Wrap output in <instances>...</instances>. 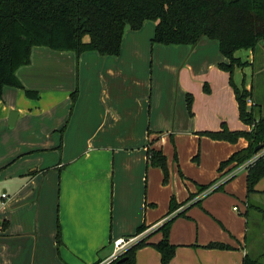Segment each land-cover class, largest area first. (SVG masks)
<instances>
[{
    "label": "crops",
    "instance_id": "1",
    "mask_svg": "<svg viewBox=\"0 0 264 264\" xmlns=\"http://www.w3.org/2000/svg\"><path fill=\"white\" fill-rule=\"evenodd\" d=\"M154 27L146 20L138 30L126 29L116 56L34 46L30 63L20 66L16 76L38 97H27L17 87L3 88L0 122L6 124L15 113L9 127L17 129V142L0 157V191L6 193L0 200V222L6 221L0 228V264H101L111 257L113 241L138 235L140 225L150 231L134 264H161L153 244L163 237L159 223L169 218L168 240L175 252L166 264H242L252 221V211L248 219L244 212L252 200L264 203V177L248 200L246 168L231 163L218 169L247 141L200 135L219 127L195 131L184 111L187 93L194 115L207 108L199 105L208 100L200 91L203 80L224 93L221 109L238 110L228 72L216 64L227 59L217 42L206 38L193 48L152 44ZM260 46L264 52V42ZM188 48L197 62H207L210 75L194 74L193 61L187 59L176 80V67ZM235 56L250 60L251 50H238ZM254 57L252 52V64ZM255 63L252 93L254 77L260 75L255 72L264 74V57ZM248 70L234 69L239 88H250ZM263 96L252 95L251 101L264 104ZM220 117V125L230 130L250 129L242 121V126L232 125L225 114ZM202 138L211 140L206 141L212 145L208 161L201 154ZM147 148L166 156V182L161 168L147 164ZM240 169L245 171L237 175ZM172 199L187 205L167 214ZM210 243L226 247H208Z\"/></svg>",
    "mask_w": 264,
    "mask_h": 264
},
{
    "label": "trees",
    "instance_id": "2",
    "mask_svg": "<svg viewBox=\"0 0 264 264\" xmlns=\"http://www.w3.org/2000/svg\"><path fill=\"white\" fill-rule=\"evenodd\" d=\"M146 20L155 23L152 44L193 48L203 38L217 42L220 54L227 59V63L219 62L218 68L228 72L239 119L250 129L230 130L222 123L218 130L201 131L199 134L231 143L238 138L247 141L244 148L220 162L219 170L231 163L236 167L254 157L258 153L255 147L264 144V104L253 101L248 104L247 99L253 95L252 83L249 89L243 85L239 88L233 80V73L236 67L245 65L235 52L251 49L255 56L258 46L264 42V0H0V100L5 86L23 89L27 97H38L37 91L25 89L16 76L20 66L30 63L34 46L75 51L77 54L92 50L103 56H116L120 52L125 30H138ZM203 88L205 91L209 89L206 83ZM76 94L77 90L71 94L72 104ZM186 107L191 115L190 93L186 94ZM146 155L147 164L161 168L163 181L166 182V156L160 149L153 148H147ZM262 177L264 155L257 157L246 168L248 200L256 192L255 185ZM208 186H200V190ZM174 208L176 203L172 199L167 214ZM250 211L253 219L264 224L263 206L252 200L244 212L246 219ZM171 220L167 219L158 227L163 237L153 244L160 254L161 264L168 263L175 252V246L168 240ZM0 226L5 228L6 221L0 222ZM146 228L140 225L137 234ZM55 239L60 246L59 224ZM146 240L147 236L140 238L121 256L105 264H134L136 250L145 245ZM208 247L224 248L226 245L210 243ZM121 258L124 260L120 261ZM242 264H264V251L252 258L246 253Z\"/></svg>",
    "mask_w": 264,
    "mask_h": 264
},
{
    "label": "rangeland",
    "instance_id": "3",
    "mask_svg": "<svg viewBox=\"0 0 264 264\" xmlns=\"http://www.w3.org/2000/svg\"><path fill=\"white\" fill-rule=\"evenodd\" d=\"M201 43H205V42H201ZM207 43H209V42H207ZM190 52L191 51L189 48L187 50H185L184 56L181 57V59L179 60L178 65H177L176 70H175V73H174L176 80L178 77L179 67H181V65H183L185 60H187V59L188 60L191 59V62L193 61L192 62V72L194 74L196 72L201 73V75H203V76H205L207 74L208 75L211 74V70L207 68V62H205V60H203L202 62H197L195 60L197 55L196 56H194V55L190 56ZM260 57L261 58L264 57V52H263L262 46H258V48L256 50L255 57H254V61H258L260 59ZM237 58L240 60V62L245 63V65L241 66V68L249 66L248 74H247L245 80L249 83L250 82L252 83V65H253V67L258 65V63H254V61H253L254 64H252V50H251V59L250 60L249 59L243 60L239 57H237ZM156 60L159 62H163V60L159 59V58H156ZM211 62H213V61H211ZM216 64L218 67V62ZM162 68H163V64L161 63L160 69H162ZM256 73L257 74L259 73L260 75L254 77V81H253L254 88H253L252 94H253V96H257L259 94V96H260L262 93L264 94V84L262 85L260 83L264 74L262 73V71L255 72V74ZM233 80H234V78H233ZM205 83L207 84V87L209 88L208 91H205L203 88ZM200 91H201V93H204V95H208V100L199 101L200 107H204L205 104H207V108L205 110L197 109V113L195 112V115H194V113H193L194 110L192 109L193 112L190 115L188 110H187L186 103L184 106V111H186V115H188L193 120V126H194L195 131H196V128H204L207 126H209V127L216 126V128L220 127L219 126L220 121H221L220 114L227 115L229 120H230L229 123H231L232 125L242 126L241 120L239 119V116H238V110H230V112H228V111H224L223 109H221L220 103H221L222 98L224 97V93L222 92L221 89H219V87L217 85L212 86L211 83H209L207 80H203L202 83L200 84ZM174 92H175V88H174ZM263 99H264V96H263ZM232 112H234V113H232ZM9 125H10L9 119H8V122H6V124H4V125L2 122H0V157H2L4 154H6V152L10 151L15 146V144L17 142V138H15V133H16L17 129L15 130L14 127L10 128ZM199 139L200 138L196 135V140H195L196 146H198V144H199ZM202 140H204V141L201 144V151H202L201 154H203L205 159L208 161L209 155L212 151V145L210 143H207L206 141H211V140H209L207 138H202ZM169 141H170V138H169ZM246 163H247V161H245V163L240 164L239 166L242 167ZM242 171H245V170L240 169V170H238V172L236 174L240 175V172H242ZM225 174H227V173H225ZM175 175H177V172ZM256 202L264 207V203H261L259 201H256ZM186 205H187V202L179 203V204L177 203L176 208H174L171 213H177V212L183 210ZM165 221L166 220H162L158 226L162 225ZM249 228H250V230L248 233L247 254L252 258V256L257 257L260 253H262L264 251V224H260L258 219L252 218V221L250 220V222H249ZM149 231H150V229L146 228L143 231H141L140 233H138V235H136L137 238L135 239V241H138L140 238L145 237ZM139 234H141V236H139Z\"/></svg>",
    "mask_w": 264,
    "mask_h": 264
},
{
    "label": "built area",
    "instance_id": "4",
    "mask_svg": "<svg viewBox=\"0 0 264 264\" xmlns=\"http://www.w3.org/2000/svg\"><path fill=\"white\" fill-rule=\"evenodd\" d=\"M247 103L248 104H252V101L250 98L247 99ZM264 148H262L261 150L258 151V153L250 158L249 160H247V163L245 165H243L244 168H247V166L252 163L257 157L264 155ZM245 163V162H244ZM6 198V193L3 191H0V200H3ZM140 236V234H139ZM137 238V236L131 237V238H124V237H120L117 238L113 241V252L111 254V257L102 262L101 264H105L113 259H116L117 257L121 256L124 251L130 247L132 244H134L136 241L135 239Z\"/></svg>",
    "mask_w": 264,
    "mask_h": 264
},
{
    "label": "water",
    "instance_id": "5",
    "mask_svg": "<svg viewBox=\"0 0 264 264\" xmlns=\"http://www.w3.org/2000/svg\"><path fill=\"white\" fill-rule=\"evenodd\" d=\"M14 118H15V113H12L11 116H10V121H9L10 125L12 124V122H14ZM263 147H264V144H259V145H257V146L255 147V150H256V151H259V150H261ZM123 260H124V258H121V259H120V261H123Z\"/></svg>",
    "mask_w": 264,
    "mask_h": 264
}]
</instances>
